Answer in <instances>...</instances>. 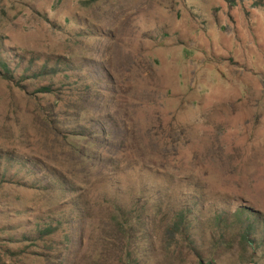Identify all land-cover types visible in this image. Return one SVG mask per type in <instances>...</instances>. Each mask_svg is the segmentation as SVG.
Returning <instances> with one entry per match:
<instances>
[{
    "label": "rangeland",
    "instance_id": "1",
    "mask_svg": "<svg viewBox=\"0 0 264 264\" xmlns=\"http://www.w3.org/2000/svg\"><path fill=\"white\" fill-rule=\"evenodd\" d=\"M0 264H264V0H0Z\"/></svg>",
    "mask_w": 264,
    "mask_h": 264
},
{
    "label": "trees",
    "instance_id": "2",
    "mask_svg": "<svg viewBox=\"0 0 264 264\" xmlns=\"http://www.w3.org/2000/svg\"><path fill=\"white\" fill-rule=\"evenodd\" d=\"M1 65H4L5 66V64H3V63ZM44 93H48V91H44Z\"/></svg>",
    "mask_w": 264,
    "mask_h": 264
}]
</instances>
